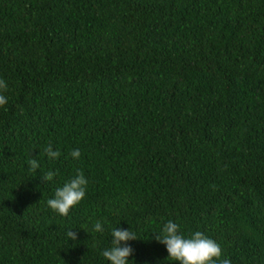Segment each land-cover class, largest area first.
<instances>
[{
	"label": "trees",
	"instance_id": "obj_1",
	"mask_svg": "<svg viewBox=\"0 0 264 264\" xmlns=\"http://www.w3.org/2000/svg\"><path fill=\"white\" fill-rule=\"evenodd\" d=\"M0 79V264H111L119 227L128 264H179L169 220L264 264V0H0Z\"/></svg>",
	"mask_w": 264,
	"mask_h": 264
},
{
	"label": "clouds",
	"instance_id": "obj_2",
	"mask_svg": "<svg viewBox=\"0 0 264 264\" xmlns=\"http://www.w3.org/2000/svg\"><path fill=\"white\" fill-rule=\"evenodd\" d=\"M7 83L0 79V106L7 103V97L2 94L7 90ZM47 157L57 159L61 153L53 150L51 144L45 149ZM73 158L78 159L81 156L79 149L71 152ZM31 169L40 168L38 159L32 158L28 161ZM57 173L51 170L43 172L41 179L48 183L52 181ZM88 180L84 173L77 170L75 177L67 181L62 187L57 188L54 198L47 200V205L61 216H68L70 210L78 205L86 195V187ZM96 232L103 231V225L100 221H96L93 225ZM112 247L103 251L102 255L111 262V264H128L129 257L133 254V248L127 243L130 240H137L135 233L131 230L122 228L112 229ZM67 236L72 241L78 239V233L73 230L67 232ZM154 238L161 244L166 246L169 257L179 264H216L217 259L222 255L221 246L213 239L207 237L204 233L196 231L191 236L186 237L180 233V225L172 220L167 221L163 226V234H154ZM220 264H231L230 259L220 260Z\"/></svg>",
	"mask_w": 264,
	"mask_h": 264
}]
</instances>
